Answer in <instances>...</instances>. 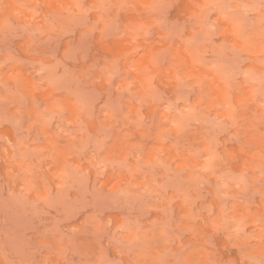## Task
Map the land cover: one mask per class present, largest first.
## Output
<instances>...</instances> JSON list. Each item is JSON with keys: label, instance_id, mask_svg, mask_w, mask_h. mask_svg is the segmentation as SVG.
Returning <instances> with one entry per match:
<instances>
[{"label": "clouds", "instance_id": "obj_1", "mask_svg": "<svg viewBox=\"0 0 264 264\" xmlns=\"http://www.w3.org/2000/svg\"><path fill=\"white\" fill-rule=\"evenodd\" d=\"M0 264H264V0H0Z\"/></svg>", "mask_w": 264, "mask_h": 264}]
</instances>
